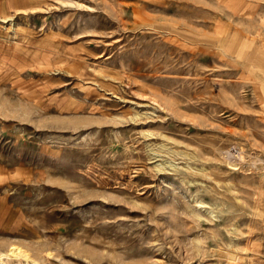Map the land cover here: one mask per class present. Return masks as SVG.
<instances>
[{
    "label": "rangeland",
    "instance_id": "374dc122",
    "mask_svg": "<svg viewBox=\"0 0 264 264\" xmlns=\"http://www.w3.org/2000/svg\"><path fill=\"white\" fill-rule=\"evenodd\" d=\"M0 264H264V0H0Z\"/></svg>",
    "mask_w": 264,
    "mask_h": 264
},
{
    "label": "bare ground",
    "instance_id": "6f19581e",
    "mask_svg": "<svg viewBox=\"0 0 264 264\" xmlns=\"http://www.w3.org/2000/svg\"><path fill=\"white\" fill-rule=\"evenodd\" d=\"M222 40H223V38H222ZM223 41H224V40H223ZM221 42H222V41H221ZM233 45H234V44H233ZM234 47H235V45H234L233 47H231V52H232V51L235 49ZM232 53H234V52H232ZM15 255H18V256H19V255H22V256H23L24 254H21V253H16ZM25 255H27V256H28V254H27V253H25Z\"/></svg>",
    "mask_w": 264,
    "mask_h": 264
}]
</instances>
